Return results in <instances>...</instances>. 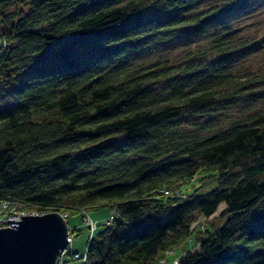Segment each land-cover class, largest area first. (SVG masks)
<instances>
[{
  "label": "trees",
  "instance_id": "1",
  "mask_svg": "<svg viewBox=\"0 0 264 264\" xmlns=\"http://www.w3.org/2000/svg\"><path fill=\"white\" fill-rule=\"evenodd\" d=\"M262 3L0 0V197L113 215L62 263L161 264L196 232L165 264H264V71L232 66L264 38L229 22ZM197 35L176 60L130 64ZM242 100L262 102L227 115ZM221 204L219 225L193 226Z\"/></svg>",
  "mask_w": 264,
  "mask_h": 264
},
{
  "label": "rangeland",
  "instance_id": "2",
  "mask_svg": "<svg viewBox=\"0 0 264 264\" xmlns=\"http://www.w3.org/2000/svg\"><path fill=\"white\" fill-rule=\"evenodd\" d=\"M205 3H213L218 2V0H204ZM261 2H259L260 4ZM230 24L234 25L236 24L239 27L238 34L240 35L241 39H250L251 37L257 36L258 39L264 38V4L262 3L259 8L256 10L245 14L242 16L241 19L238 21H234V19L230 18ZM211 30V29H210ZM205 35L202 36H191L189 37H180L177 40H174V42H170L169 45L165 42H160L156 44V47L150 48L147 52L142 53V55L135 59L134 61L130 62L131 65L137 63V64H145L148 62L160 60L163 59H170V60H176L180 57V54H182L184 51H188L190 47H192L195 44V41L203 38ZM195 43V44H194ZM256 50V53L250 54L249 57L245 60H238L235 61L232 66L234 68L233 71L238 73H244L248 71H264V45L263 46H255L254 48ZM260 101V100H259ZM248 102L245 100H242L236 108L229 107L227 115L231 117H239L244 114H248L249 112H252L253 109L257 108L260 104V102ZM256 106V107H255ZM225 114H222L220 117H218L219 121H225ZM188 187H190L194 184H198L197 180L195 179L194 182L188 181L187 183ZM184 184V185H185ZM213 187H215V183H211L208 185H205L202 187L199 191H208L211 190ZM180 192L185 193V187L182 186ZM188 191V189H186ZM224 204H221L218 206L217 210L213 215H211L209 218L204 217H198L196 222L193 224V226L196 225L197 228H200L203 230L204 224H207V227L211 226L212 224L214 226H217L221 223L222 216L220 215V212L224 208ZM25 211H28L29 208L25 207L22 208ZM32 210H35L32 208ZM24 211V212H25ZM85 213L87 216L88 221H85ZM111 214V209L109 205H101L94 208H89L84 212V214L81 211H68V216L65 219L67 222V225L70 228H76L77 231L75 233H72V241H71V249L72 252H79L81 253L85 249V241L87 240L90 233L95 230H91L89 227V220L96 221L98 223L97 225V231L103 229L104 223H106V219ZM9 226V225H6ZM67 226V227H68ZM204 232L201 231L200 234H203ZM195 234L196 232L192 233V238L186 239L183 242H181L178 246H176L172 251L164 252L160 257V259H163L164 255L167 258V260L173 262L174 259H176L178 256H180L185 250H190L194 247L195 242ZM68 256L65 257V259ZM82 259H68L62 264H81Z\"/></svg>",
  "mask_w": 264,
  "mask_h": 264
},
{
  "label": "water",
  "instance_id": "3",
  "mask_svg": "<svg viewBox=\"0 0 264 264\" xmlns=\"http://www.w3.org/2000/svg\"><path fill=\"white\" fill-rule=\"evenodd\" d=\"M0 227V264H56L68 244V227L59 212L21 215Z\"/></svg>",
  "mask_w": 264,
  "mask_h": 264
},
{
  "label": "built area",
  "instance_id": "4",
  "mask_svg": "<svg viewBox=\"0 0 264 264\" xmlns=\"http://www.w3.org/2000/svg\"><path fill=\"white\" fill-rule=\"evenodd\" d=\"M22 208H24L23 203L17 202L15 200H9V199L0 197V227L10 225L8 223L7 219H13V221H15V220H20L21 215L44 213V212H41V211L39 212L36 210L25 211ZM60 214L64 218L66 217L65 214H62V213H60ZM112 218H113V215L110 214L109 217L106 219V223L111 222ZM84 219H85V221H88L86 213H85ZM96 223H97L96 221L89 220V227L91 228V230H93L96 227ZM67 242H68L67 246L70 247L71 235H70L69 229H68V233H67ZM67 246L59 251L58 263H62L63 257L66 254H68V247ZM77 255L78 254H74L73 256L77 257ZM167 262L168 261L165 258L160 259V261H159V263H161V264H165Z\"/></svg>",
  "mask_w": 264,
  "mask_h": 264
},
{
  "label": "bare ground",
  "instance_id": "5",
  "mask_svg": "<svg viewBox=\"0 0 264 264\" xmlns=\"http://www.w3.org/2000/svg\"><path fill=\"white\" fill-rule=\"evenodd\" d=\"M31 208V207H30ZM105 226H107L106 224H105Z\"/></svg>",
  "mask_w": 264,
  "mask_h": 264
}]
</instances>
